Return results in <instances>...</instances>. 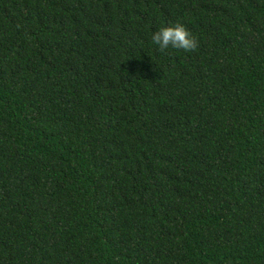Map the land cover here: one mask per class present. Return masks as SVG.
<instances>
[{
  "label": "trees",
  "instance_id": "16d2710c",
  "mask_svg": "<svg viewBox=\"0 0 264 264\" xmlns=\"http://www.w3.org/2000/svg\"><path fill=\"white\" fill-rule=\"evenodd\" d=\"M0 264H264V0H0Z\"/></svg>",
  "mask_w": 264,
  "mask_h": 264
},
{
  "label": "clouds",
  "instance_id": "9594fccd",
  "mask_svg": "<svg viewBox=\"0 0 264 264\" xmlns=\"http://www.w3.org/2000/svg\"><path fill=\"white\" fill-rule=\"evenodd\" d=\"M152 41L164 52L169 47L191 52L197 48V39L183 24L166 26L152 35Z\"/></svg>",
  "mask_w": 264,
  "mask_h": 264
}]
</instances>
